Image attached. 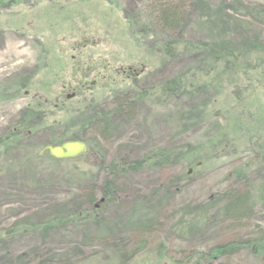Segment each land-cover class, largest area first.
<instances>
[{
	"label": "rangeland",
	"instance_id": "1",
	"mask_svg": "<svg viewBox=\"0 0 264 264\" xmlns=\"http://www.w3.org/2000/svg\"><path fill=\"white\" fill-rule=\"evenodd\" d=\"M155 1L0 0V140L8 134L9 140L21 142L0 157V264H104L108 258L111 264L118 259L124 260L121 264H264V177L258 175L264 169L263 54L252 49L249 55L243 53L240 70L197 73L205 84L190 95L181 92V100L170 101L169 107L146 99L137 102L132 114H119L112 112L110 103L101 102L110 91L130 86L154 93L202 57L200 52L182 53L165 61L146 49V42L135 41L133 33L141 34L156 16ZM205 1L209 8L225 9L230 34L208 38L199 23L208 16L198 13L212 12L202 11L203 3L186 0L191 15L183 28L185 39L214 46L229 42V47L247 46L253 39L264 44V18H252L254 12L264 14V0ZM158 37L165 38L163 33ZM84 99L101 102L102 113L108 114L106 133L80 135L99 159L84 154L53 163L44 153L38 160L43 147L60 144L59 127L76 115ZM190 109L189 124L177 127L176 115ZM23 110L38 114L22 127L18 123ZM227 128H232L229 156L219 148L225 138L216 141ZM246 137L258 139L263 156L249 167H244L251 156ZM210 143L220 149L215 157L187 167L179 156L177 164L167 168L148 162L142 170L122 172L116 179L117 202L102 204L97 196L96 226H72L60 234L25 229V224L38 227L36 222L57 212L85 209V194L99 186L105 167L147 159L158 149L179 147L185 155ZM237 170L241 175L235 186L248 189L252 214L231 232L215 212L221 200L223 204L222 195L234 190L230 187ZM78 173L88 176L79 179ZM93 178H98L96 185ZM167 185L173 189L166 190ZM167 192L171 194L165 198ZM137 197L156 206L153 228L141 235L121 231L116 224ZM10 230L14 236L4 240ZM211 251V260L197 257Z\"/></svg>",
	"mask_w": 264,
	"mask_h": 264
},
{
	"label": "trees",
	"instance_id": "2",
	"mask_svg": "<svg viewBox=\"0 0 264 264\" xmlns=\"http://www.w3.org/2000/svg\"><path fill=\"white\" fill-rule=\"evenodd\" d=\"M168 1L170 0L155 1L158 5L157 9H154L156 16H152V19L149 21L150 26L142 27L141 34H137L135 32L133 33L135 41L141 42L142 44L143 42H146L147 44H144L143 46L146 49L150 48L153 50L160 59L165 61L174 59L182 53L193 54L200 52L202 57L195 65H193V67H189L176 77L163 82L154 93L149 91H139L135 87L131 86L125 87L121 91H110L108 97L101 100V102L104 101L103 105L110 103L112 106V112L114 113L132 114L137 102H141L146 99L151 100V102L156 101L158 105H160L161 102H164V107H169L170 101L177 103L181 100V92L190 95V92L193 93L190 90H194L197 87L200 88V84H205L199 81L197 73L206 70H222L227 72L233 71L234 69L240 70L239 67L242 66L243 68L244 64V61L241 60L242 54L244 53V55H249L248 51L250 52L251 49L254 54L261 53L264 55V44L259 43L256 39H253L251 43H246L248 44L247 46L239 44L235 47H229V42H218L214 46V44L210 45L203 40L193 41L185 39L183 36L185 33L183 28H186L188 21H190V7L188 5H184V1L186 0H173L174 4L172 2L169 4L170 2ZM194 3H197L198 6L200 3H203L204 9L202 11L207 9L209 12H212L211 15H204L202 12H199L200 14L198 13L199 16H208L206 20L204 18V22H199L201 28L206 30L208 38H223L227 34H230L231 29L224 20L225 9H222L221 6H212L213 8H209V5L206 4L205 0H194ZM252 18L259 21L264 18V14H257L254 12V14H252ZM140 30L141 29H139V31ZM161 33L164 34V39H160V37H158ZM170 36H175L176 38L178 37V40H170ZM132 73L133 71L130 70V74ZM99 103L97 102L93 104L92 100L86 99L81 101V105L78 108L76 115L70 121H66L59 127L62 131V139L59 142L60 144L66 141H82L80 138L82 136L80 135L84 134L85 131H92L94 133H98L99 135L106 133L108 114L102 113L103 110L105 111V107L103 106V108H100ZM36 114H38L37 110H23L21 116L19 117L20 119L18 124L21 123L20 126L22 127L24 125L28 126L30 122L35 119ZM176 116L177 127L185 129L193 116V111L190 109V111L185 112V114ZM207 117V114L205 115V118L202 116L201 121H205ZM215 125L218 127L219 123H215ZM71 129H74L76 134H71ZM231 129L232 128H227L223 135L216 139L217 142L221 143L223 138H225L223 144L219 148L224 150L227 156L232 153L231 141L228 139V134ZM4 135L6 136L4 137V141L0 140V145L2 147L0 157L7 153H11V151L18 148L21 144V142L17 139L9 140L10 136L8 134ZM55 144L56 142L50 145ZM86 146L87 152L85 155L97 161L99 159L97 153L92 151L89 143H86ZM178 148L179 147L173 149H158L147 159L131 160L129 163L122 162L121 164L116 163L105 167L103 170L104 175L100 177L101 182L99 186L90 188V191L86 190L87 194L85 195L87 196L85 197V209H76L69 214L57 212L50 215L47 220L45 219L44 221L36 222V226L38 227H33L30 223L25 224V229L30 227V230L36 228L41 230L43 234H48L49 232L60 234L65 232V229L72 226H96V223L100 220V216L98 214L99 211L95 208L97 198L100 197V199H102V204H111L118 201L117 197L120 194V191L118 190L119 187L116 184V179L122 172L142 170L148 162L151 167L156 166L158 168H167L170 165L177 164L179 156L182 158L180 164L183 167H187L194 164V162L198 159L206 160L211 156L215 157V151L219 149H215L214 145L210 143L209 145L204 144L197 151L187 152L185 155H182L180 153V149ZM246 149L249 150L248 152L251 156L250 161L247 162L244 167H249L254 163V161H260L263 159V156L260 153L257 138L246 137ZM44 157L53 163L55 162L48 156ZM41 159H43V156H38V160ZM240 175L241 170H237L234 174V180L231 181L232 186L230 187L234 190L228 191V193L225 192L222 195V198L224 199L223 204L221 198V206L219 207V210L215 212L217 214L215 218H218L220 223H228V225L231 226L229 228H232L230 230L231 232H234L235 229L239 227L240 223L250 220L249 216L252 214V206H250L251 203L248 189L247 191H239V189L235 186V183L239 184L238 179ZM87 176V173H78L79 179L86 178ZM96 179L98 178H93V184H95ZM165 188L166 190L173 189L171 185H167ZM156 190H154L153 193H156ZM167 194L165 195V198H168L171 193L167 192ZM145 197H147V195ZM99 200L98 202H100ZM154 209H156V206L152 208L149 207L147 198L137 197L132 202V205L126 209L127 214H125V216L119 215L116 219V224L121 231L141 235L153 228V221L156 218ZM14 234L15 232L10 230L6 234L4 240L13 237ZM233 244L234 243H231V245ZM233 251L234 250H230L228 254H231ZM262 252L264 253V248ZM212 254H214V251L208 252L206 256L199 254L197 257L204 260H211L213 257ZM111 261L112 260L108 258L104 264H111ZM123 262V259H118L117 263L114 264H121ZM36 264H47V261H38Z\"/></svg>",
	"mask_w": 264,
	"mask_h": 264
},
{
	"label": "water",
	"instance_id": "3",
	"mask_svg": "<svg viewBox=\"0 0 264 264\" xmlns=\"http://www.w3.org/2000/svg\"><path fill=\"white\" fill-rule=\"evenodd\" d=\"M87 151L86 145L81 141H66L56 146L47 145L41 149L39 155L46 153L56 161L75 160Z\"/></svg>",
	"mask_w": 264,
	"mask_h": 264
},
{
	"label": "flooded vegetation",
	"instance_id": "4",
	"mask_svg": "<svg viewBox=\"0 0 264 264\" xmlns=\"http://www.w3.org/2000/svg\"><path fill=\"white\" fill-rule=\"evenodd\" d=\"M258 175H259V176L262 175V177H264V169L262 170V168H261V169L259 170V174H258ZM230 177H231V175L228 176V178H230ZM261 201H262L263 206H264V191H263V195H262Z\"/></svg>",
	"mask_w": 264,
	"mask_h": 264
},
{
	"label": "bare ground",
	"instance_id": "5",
	"mask_svg": "<svg viewBox=\"0 0 264 264\" xmlns=\"http://www.w3.org/2000/svg\"><path fill=\"white\" fill-rule=\"evenodd\" d=\"M95 208H96V204H95Z\"/></svg>",
	"mask_w": 264,
	"mask_h": 264
}]
</instances>
